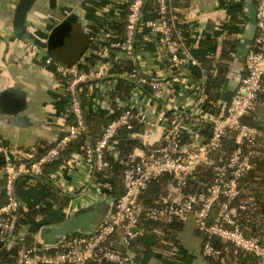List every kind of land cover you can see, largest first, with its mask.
Listing matches in <instances>:
<instances>
[{"label":"built area","instance_id":"obj_1","mask_svg":"<svg viewBox=\"0 0 264 264\" xmlns=\"http://www.w3.org/2000/svg\"><path fill=\"white\" fill-rule=\"evenodd\" d=\"M146 1L126 0L124 32L119 33L116 27L108 26L94 38L97 49H88L76 62L65 64L50 56L45 59L64 81L68 109L73 119L64 125L62 136L50 143L48 150L39 157H35L34 150H15L0 140V170L3 172L5 195V202L0 206L1 238L6 240L13 236L14 221L22 211L16 194L20 178L46 176L61 193L70 196L67 207L70 213L76 210V200L79 198L81 201L82 196H77L79 190L71 192L69 175H74L75 171L68 167L78 168L88 175L85 192L95 198L102 196L104 187L95 181L93 173L112 168L109 154L117 147L119 131L132 130L136 125H152L142 111L148 99L144 85L164 102L167 109L173 108L174 113L171 116L165 112L158 115L155 122L163 129L155 145L119 159L124 167V193L111 202V210L97 230L71 234L52 244L29 245L24 237H19L14 261L0 258V264H91L97 260L131 264L130 254L109 246L115 234L127 245L132 239L157 234L156 230L147 231L139 227L144 219L186 221L190 216L206 236L203 243L205 256L221 260L222 250L209 239L217 236L232 244L236 252L250 254L259 264H264V238L247 233L240 222L239 208L234 204L241 195V179L255 171L257 158L264 156V129L250 119L244 120L255 112L259 96L264 92V0H252L256 8V33L245 57L244 73L225 106L211 98L206 90L209 74L215 67H203L199 76L186 74L188 64L201 67L202 63L189 50L185 26L177 25L171 14V0H155L157 19L150 22L151 28L157 32L160 47L168 56L169 77L168 74L152 75L141 69L139 40ZM106 45L126 51L137 66L123 75L133 82L130 104L118 110L119 114L102 126L96 139L88 135L81 147L82 152L73 153L56 172L46 175L45 166L57 160L63 150L88 132L86 107L81 94L84 91L87 94V89L95 82H105L108 89H112L114 83L116 85L119 75L109 70L108 65L98 62L99 57L95 64L87 59L92 54L103 56L108 49ZM183 100L187 107L182 106ZM205 107H209V112ZM200 138L202 142L198 141ZM227 138L236 144L229 153L224 150ZM205 166L210 168L207 175L211 180L202 183L201 190L188 191L186 188L202 175V167ZM165 175L170 176L169 186L177 196L161 195L156 205L147 208L142 198L144 191L152 180Z\"/></svg>","mask_w":264,"mask_h":264},{"label":"crops","instance_id":"obj_2","mask_svg":"<svg viewBox=\"0 0 264 264\" xmlns=\"http://www.w3.org/2000/svg\"><path fill=\"white\" fill-rule=\"evenodd\" d=\"M27 1L29 7L24 12L22 23L31 33L33 42L11 36L22 0H0V140L11 145L15 150L32 152L40 143L49 146L50 143L58 140L63 134L64 125L72 121L64 81L55 72L52 64H46L45 59L50 56L55 61L71 64L79 60L88 49H97L95 36L108 26L116 27L123 22L127 6L126 0ZM154 1L148 0L141 23L139 64L143 71L160 76L168 74L169 65L168 56L158 43L157 32L150 26V22L157 19ZM171 2L180 18V23L186 28L189 50L202 63L201 67L188 64L185 68L186 74L199 76L203 72V67L210 69L222 63L227 66V84L219 89L218 97L220 105L225 106L229 101H223L221 96L228 88L232 73L237 74L235 78L238 80L244 73L245 58L241 60L242 64H236L231 69L238 52V42L248 21L243 9L228 8V0H171ZM68 16H73L75 19L70 37L61 44L57 43L49 55V35ZM107 48L103 56L92 54L87 59L97 62L99 57L98 62L108 65L109 70L114 73L117 72L116 62L133 61L126 51L112 49L109 46ZM110 83L114 82L110 81ZM118 83L117 80L116 85L115 83L111 85L112 89L111 87L108 89L105 82H95L89 86L85 104L88 115L93 114L100 119H108L116 109L123 110L129 106L130 95L127 98L120 96L111 98V91ZM215 91L218 92V88ZM182 102L184 103L182 106L187 107L186 101ZM205 110L209 112V107H205ZM142 111L152 125H136V129L128 133L129 139L139 144L134 148L136 153H141L157 143L163 127L155 121L160 113L165 112L171 116L173 108L167 109L163 101L148 93ZM253 120L264 129V92L260 94ZM43 148L44 146L41 147ZM120 158V152L116 147L109 154L112 168L122 166ZM78 159L80 161V158ZM68 168L75 171L74 175H69L71 192L79 190L77 196H82L81 201L79 198L76 200L77 208L98 201L111 205V200L104 195V192L99 198L85 192L89 181L86 173L78 168L77 170ZM255 173L257 174L256 170L251 172L252 175ZM258 174L256 180L251 178L249 181L248 178L246 182H242L244 196L242 195L240 203L243 208L248 207V213L256 215L259 219L258 224H262L264 231V206L258 204L260 201L264 204V166ZM3 187V172L0 170V206L5 202ZM162 190L164 196H177L176 192L171 190L168 181ZM16 194L21 202V210H29L37 206L42 209L34 217L29 218L27 223L22 224L13 236L6 240L0 236V251L11 249L17 238L27 236L33 224L40 226L34 234L36 243L48 244L38 236L39 230L41 226L62 222L70 214L67 208L70 204V196L64 193H61L63 196L61 194L49 196L33 177L20 178L17 182ZM254 210L257 214L256 212L254 214ZM177 236L178 243L164 242L159 240L157 235L141 237L144 244L148 245L143 253L133 252L122 239L120 240L126 254L132 257L131 264H226L223 259L211 262L204 255L203 235L192 216L181 222ZM161 242H164L163 246ZM165 243L170 246L167 248L168 251L163 250ZM91 264L112 263L97 260Z\"/></svg>","mask_w":264,"mask_h":264},{"label":"trees","instance_id":"obj_3","mask_svg":"<svg viewBox=\"0 0 264 264\" xmlns=\"http://www.w3.org/2000/svg\"><path fill=\"white\" fill-rule=\"evenodd\" d=\"M150 1H154V0H150ZM154 4H155V1H154ZM171 14L176 18L177 25H179V26L182 25L180 23V18L178 17V14H177L175 8L172 6V2H171ZM125 18H124L123 22H120L116 26V29L119 33L124 32L125 23H126ZM231 28H232V26H231ZM231 28H230V30H231ZM137 37H139V35ZM225 53L226 52H224V54ZM92 63L95 64V61L92 60ZM136 67L137 66H136L134 61L116 62L115 70H117V72L115 74L119 75L118 76V82L119 83L111 91V98H115L118 96H120L121 98L129 97L130 89L133 85V82L130 79L125 78L123 75L132 71ZM226 73H227V66L225 65V63L224 64L222 63V64L218 65L217 67H215L214 73L209 74L210 78L207 81L206 90L208 91V94L211 98L218 100L220 90L223 87H225L227 84ZM143 88L149 94H152V91L150 90V88L147 85H144ZM217 88H218V92L215 91ZM85 93L86 92L84 91L81 94V99H82L83 105L86 104V94ZM259 98H260V96H259ZM118 114H119V111L116 109L110 115V118L100 119L93 114L88 115V113L86 112L85 118H86V123H87V127H88V132L91 134L92 138L96 139V137L101 133L102 126L106 125L110 120H112ZM71 119H73L72 116H71ZM248 119H250L258 127H260L258 125V123L255 120H253V114L249 117H245L244 120H248ZM135 129H136V126L132 130L121 129L118 133L117 149L120 152L121 158H126L127 155L134 152V148L137 145H139L137 141L129 139V136H128V133L134 131ZM88 132L84 136H82L80 139L72 142L65 150H63L61 152L60 157L57 160H55L51 163H48L45 166L46 175L53 173V172H56L58 170V168L64 163V161L66 159L70 158L73 153L82 152L81 147L85 144L86 137L88 138ZM43 146H44V148L41 149V147H43ZM235 146H236V144H235L233 139H230V138L225 139L224 150L227 153H229ZM48 147L49 146H47L46 144L40 143V145H38V147H36L34 149L35 157H39L42 154H44L48 150ZM262 166H264V156L257 158V169H256L257 174L255 173L252 175L251 173H248L241 179V182H240L241 195L239 198H237V200H235L234 204L239 208V211L241 213L240 222L243 226L246 227L247 233L253 234V235L259 234L262 238H264V231H262V227H261L262 224H260V225L258 224L259 219L256 217V215L254 216L253 214L248 213V207L243 208L241 203H240L241 197L243 195L242 182H246L248 178H249V181L251 178L252 179L254 178L253 180H256V177L259 176L258 173H259V170H261ZM123 169H124V167L121 166L120 168L116 167V168H112V169L109 168L106 170H95L93 173V175L95 177V181L103 185L104 195L108 199H110L111 202L118 199L124 193V188H123V183H122ZM209 169L210 168L208 166L202 167V175L200 177H198V179L194 182V184L188 186L186 189L188 191L196 190V189L201 190L202 183L211 180L210 177L207 175ZM33 178L35 179L37 184H39L43 189H45L48 192L49 196L53 195V194L56 196H59V194H61V192L47 179L46 176H36ZM253 180H251V181H253ZM167 181L168 182L170 181L169 175L159 177L158 179L152 180L149 183L147 189L144 191V193L142 195L144 204L147 208L157 204L159 197L161 195H163L162 188L165 185V183H167ZM256 196H257V192H256ZM258 204H259V206H264V204L261 201ZM41 209L42 208L32 207L29 210H22L21 213H19V215L17 216V218L14 221V233H17L19 227L22 224L27 223V220H29V218H32L36 214H38ZM255 212L257 214V211L254 210V214H255ZM259 212H260V210H259ZM260 214H262V213H260ZM181 222L182 221L175 219V218L171 219V220L144 219L141 221L139 227L143 228L147 231L156 230L157 231L156 235H157V238H159V240H164V242L165 241H171L173 243H178L177 231L181 225ZM259 226H260V228H259ZM39 227L40 226L33 224V228L31 230V232L28 233V235L24 237V240L27 244L30 245V244L36 243L34 234L36 233V231H38ZM85 233L86 232H83V231H76L73 234H85ZM201 234L203 235V239L205 241L206 236L203 233H201ZM209 239L216 248H219L220 250H222L221 260L222 259L225 260L226 264H259L256 258H254L250 254H246L244 252H240V251L236 252L235 247L232 244H230L228 242H224L220 237L213 236ZM164 242H161L162 246H163ZM18 244H19L18 240L16 239V243L11 249L0 251V258L13 262L15 259L16 253L18 251ZM109 246L112 249L118 250V251L122 252L123 254H126L125 247L122 245L120 237L118 236V234H115L112 237L111 242L109 243ZM127 246L133 252L137 251L138 253H143L146 250V248L148 247V245L144 244V240L142 238H136V239L130 240V242H129V244H127ZM168 246H169V244L165 243L163 250L168 251L167 248L170 247V246L169 247ZM140 255L141 254H139V256ZM206 257L211 262L219 261V260H213L209 256H206Z\"/></svg>","mask_w":264,"mask_h":264},{"label":"water","instance_id":"obj_4","mask_svg":"<svg viewBox=\"0 0 264 264\" xmlns=\"http://www.w3.org/2000/svg\"><path fill=\"white\" fill-rule=\"evenodd\" d=\"M31 1V0H29ZM228 8H240L243 9L248 21L246 22L245 29L241 35L240 41L238 42V52L234 58V62L231 69L236 64H242L241 60H244L246 54L251 46L254 39L257 27L256 20V8L252 0H228ZM148 0L146 1L147 4ZM29 7L27 0H22L19 5L18 15L16 18V25L14 26V32L12 37H19L30 42H33L31 33L27 30V27L22 23L23 15L25 10ZM146 5L144 7L145 11ZM74 17L68 16L62 22H60L51 32L48 38V54L52 53V48H55L56 44L64 42V40L70 37L72 27L74 24ZM237 74L232 73L229 79L228 88L224 90L221 99L225 102L229 101L230 96L233 93V89L238 86L239 80L235 78ZM90 138L91 134L88 132ZM202 142V138L198 140ZM195 143L190 146L195 145ZM111 210V205L106 202L98 201L94 204H89L77 208L71 212L65 219L56 224L41 226L38 236L45 241L44 243L52 244L58 243L63 238L73 234L76 231H83L86 233H92L97 230L101 224L105 221ZM21 211V209H20Z\"/></svg>","mask_w":264,"mask_h":264}]
</instances>
